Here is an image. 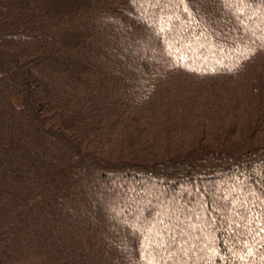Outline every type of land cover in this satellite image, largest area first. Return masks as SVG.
<instances>
[{"label":"trees","instance_id":"obj_1","mask_svg":"<svg viewBox=\"0 0 264 264\" xmlns=\"http://www.w3.org/2000/svg\"><path fill=\"white\" fill-rule=\"evenodd\" d=\"M0 264H264V0H0Z\"/></svg>","mask_w":264,"mask_h":264},{"label":"rangeland","instance_id":"obj_2","mask_svg":"<svg viewBox=\"0 0 264 264\" xmlns=\"http://www.w3.org/2000/svg\"><path fill=\"white\" fill-rule=\"evenodd\" d=\"M224 196H225L224 193H219V192L215 191V195L213 196L215 203L216 204L221 203V201L224 199Z\"/></svg>","mask_w":264,"mask_h":264},{"label":"snow or ice","instance_id":"obj_3","mask_svg":"<svg viewBox=\"0 0 264 264\" xmlns=\"http://www.w3.org/2000/svg\"><path fill=\"white\" fill-rule=\"evenodd\" d=\"M133 2H134V0H133Z\"/></svg>","mask_w":264,"mask_h":264}]
</instances>
